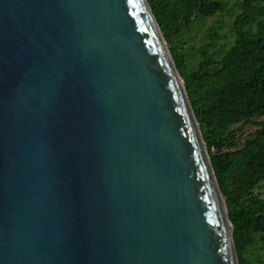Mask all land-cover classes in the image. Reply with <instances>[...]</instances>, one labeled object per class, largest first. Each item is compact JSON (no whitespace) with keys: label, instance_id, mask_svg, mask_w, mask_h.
<instances>
[{"label":"water","instance_id":"water-1","mask_svg":"<svg viewBox=\"0 0 264 264\" xmlns=\"http://www.w3.org/2000/svg\"><path fill=\"white\" fill-rule=\"evenodd\" d=\"M185 86L148 0H0V264H241Z\"/></svg>","mask_w":264,"mask_h":264},{"label":"trees","instance_id":"trees-1","mask_svg":"<svg viewBox=\"0 0 264 264\" xmlns=\"http://www.w3.org/2000/svg\"><path fill=\"white\" fill-rule=\"evenodd\" d=\"M161 28L200 125L222 195L241 264L256 235H264V0H240L234 41L201 52L197 71L188 74L175 48L183 30L224 12V0H148ZM214 41L215 37L210 34ZM211 49V51L209 50ZM261 120V121H260ZM246 126L258 127L243 137ZM243 143L240 146V143Z\"/></svg>","mask_w":264,"mask_h":264},{"label":"rangeland","instance_id":"rangeland-1","mask_svg":"<svg viewBox=\"0 0 264 264\" xmlns=\"http://www.w3.org/2000/svg\"><path fill=\"white\" fill-rule=\"evenodd\" d=\"M226 8L220 15L196 21L191 30H183L175 41V48L180 60L184 64L188 74L197 71L202 62V54L210 43L215 44L217 51L225 52L234 41L233 23L240 13L238 4L240 0H224ZM215 39L211 41L209 35ZM211 51V49L209 48ZM261 121V120H260ZM258 127L246 126L242 129L243 137L253 134ZM243 143H240V146ZM254 196L264 198V184L254 191ZM245 257L249 264H264V235H256L252 246L245 251Z\"/></svg>","mask_w":264,"mask_h":264},{"label":"bare ground","instance_id":"bare-ground-1","mask_svg":"<svg viewBox=\"0 0 264 264\" xmlns=\"http://www.w3.org/2000/svg\"><path fill=\"white\" fill-rule=\"evenodd\" d=\"M221 204H222V206H223V210H224V203L221 201Z\"/></svg>","mask_w":264,"mask_h":264}]
</instances>
